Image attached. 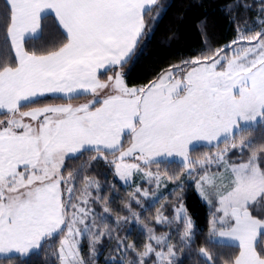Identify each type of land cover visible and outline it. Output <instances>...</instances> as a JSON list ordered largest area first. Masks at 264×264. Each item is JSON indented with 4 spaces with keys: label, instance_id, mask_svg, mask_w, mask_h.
<instances>
[{
    "label": "snow or ice",
    "instance_id": "6c2138e0",
    "mask_svg": "<svg viewBox=\"0 0 264 264\" xmlns=\"http://www.w3.org/2000/svg\"><path fill=\"white\" fill-rule=\"evenodd\" d=\"M233 7L253 5L238 0ZM255 7L259 31L237 26L229 45L172 65L146 86L128 87L118 68L154 29L163 14L159 0H0V264H26L21 258L57 236L59 264H89L99 255L97 244L111 237L92 207L105 200L90 191L99 192L100 184L85 178L77 189L80 171L65 174L66 161L85 152L110 165L119 180L142 174L157 189L160 166L178 164L210 207L206 243L226 241L238 250L223 264H264V142L253 137L264 138V0ZM49 18L61 37L55 43L44 35ZM81 96L91 99L32 107ZM204 148L216 151L193 159ZM152 165L156 172L148 170ZM176 188L183 191V183ZM137 194L149 197L137 186V204ZM152 197V207L164 199ZM109 212L105 204L103 213ZM155 220L182 226L181 244L190 245L195 224L183 204L171 218L158 209ZM144 228L143 251L117 238L119 255L108 257L109 264H179L171 233ZM198 255L202 264L220 259L206 247Z\"/></svg>",
    "mask_w": 264,
    "mask_h": 264
},
{
    "label": "trees",
    "instance_id": "16d2710c",
    "mask_svg": "<svg viewBox=\"0 0 264 264\" xmlns=\"http://www.w3.org/2000/svg\"><path fill=\"white\" fill-rule=\"evenodd\" d=\"M237 2L238 0H159L163 14L154 29L151 30L150 35L141 40L133 59L121 69L126 84L128 86H145L156 80L162 72L172 65H178L184 60L209 54L211 51L229 45L237 38V26L241 30L259 31L258 12L255 7L259 0H239L242 4L253 5L248 10L243 7H233ZM156 11L154 8L146 20L150 21L151 16L155 15ZM44 24L45 37L51 38L54 43L60 41L61 37L56 32L54 20L49 18ZM27 46L31 48V42ZM106 76H101V79ZM55 101L60 100L49 98L32 106ZM253 137L256 138L257 143L264 142V138H261L259 132H254ZM127 144V140H125V146ZM224 147V144L220 145L221 149ZM210 151H216V149H199L191 155L193 159H199L204 153ZM93 155L95 153L85 152L78 159L67 160L68 168L65 172L80 171L76 182L77 189H79L84 177L89 176L98 181L100 184L98 194L105 198L101 205L104 207L106 204L110 209V214L106 217H101L97 213V224L102 226L106 223L111 229V237L105 236L97 244L99 255L95 260L89 259L88 240L83 239L82 241V254L86 259H89V264H109L108 257L118 256L119 253L116 251L117 238L127 244H134L137 251H143V246L148 241L146 231L139 228L129 217H127V223L123 222L121 218L130 214L125 205H131V212L138 214L140 221L152 227L155 233H171V242L177 247L179 264H202L203 258L198 255V250L201 247L208 248L214 256L220 257L218 264H223V260L228 259L238 251L229 247L226 242L206 243L211 219L210 207L202 202L195 182L186 178L183 169L178 164L172 165L170 168L164 165L160 166V174L166 183L163 188V190L165 189L164 199L152 207V201L149 198L141 197L140 204L132 199L134 185L138 184L144 187L146 185L144 180L135 183H123L115 178L110 165L104 161L91 160ZM231 158L236 159L235 153L232 154ZM81 165H84L82 169ZM151 168L157 171L155 165H152ZM177 174L179 175L178 180L168 179L169 176ZM180 183H183V191L176 188V185ZM147 188L151 190L152 186L147 185ZM181 203L195 224L193 238L190 245L187 246L181 244L178 235V232L182 231V226L177 227L174 224L169 229L166 225L157 224L155 220L158 209L162 210L165 216L171 218L174 216L175 208ZM118 220L120 223H117ZM59 239L60 237L57 236L55 240L46 242L39 252L21 259L26 264H58L53 253L58 248ZM126 255L133 258L135 253L129 249ZM15 264H20V261H16Z\"/></svg>",
    "mask_w": 264,
    "mask_h": 264
},
{
    "label": "rangeland",
    "instance_id": "374dc122",
    "mask_svg": "<svg viewBox=\"0 0 264 264\" xmlns=\"http://www.w3.org/2000/svg\"><path fill=\"white\" fill-rule=\"evenodd\" d=\"M147 85H148V84H147ZM127 86H128V85H127ZM145 86H146V85H145ZM128 87H142V86H128ZM87 100H89V99H87ZM82 103H84V102H81V103H79V104H82ZM32 107H35V106H32ZM127 146H128V144H127ZM127 146H125V147H127ZM129 162H135V161L129 160ZM112 169H113V168H112ZM148 170H150V171H152V172H156V171L153 170L151 167H150ZM113 172H114V169H113ZM65 174H67V173H65ZM113 175L115 176V178H117L116 175H115V172L113 173ZM85 178H87V179H91V180H95V179H93V178H91V177H89V176H88V177H84V179L82 180V183L80 184L79 189H81V188L84 187V184H85ZM117 179H118V178H117ZM118 180H119V179H118ZM141 180H144V181L146 182V185H145L144 187H142L141 185H138V184H137V185H134V189H133V192H132V193H135V189H136L137 186L141 187L142 189H147L148 192H149V197H148V198L152 201V199H153V197H152V193H153V192H156L157 196H159V195H161V194L163 195V193L165 192V189L163 190V188L166 186V183H165V181H164L163 178H162V182H161V184H160V186H159L158 189H157V185H156L154 182L151 183V184L148 183L147 180L143 178V175H142V174H137V175L133 176L132 179L128 181V183H135V182H138V181H141ZM95 181H96V180H95ZM119 181H121V180H119ZM121 182L125 183L124 181H121ZM147 185L152 186V189H151V190L148 189V188H147ZM196 189H197V188H196ZM90 191H91L93 197L99 196V194H98V192L96 191L95 188L90 189ZM77 194L79 195V192H78ZM141 197H143V196H140L139 194H137V199L140 200ZM143 198H145V197H143ZM181 204H182V203H181ZM181 204H180V205H181ZM180 205H179V206H180ZM179 206H178V207H179ZM92 207H93V209L95 210V212L98 213L101 217H106V216H108V215L110 214V212L107 213V214H104V213H103V205H101V202H99V201L96 202L95 204H93ZM132 213H133V212L130 211V214L127 215V216H125V217H129L130 220H132L133 222H135L139 228H141V229H143L144 231H146L145 228H144V225H146V224H144L143 222H141L140 219H139L138 221H136V219H135V217L132 215ZM147 226H148V225H147ZM148 227H150V226H148ZM150 228H152V227H150ZM152 229H153V228H152ZM146 234H147V232H146ZM156 234H157V233H156ZM162 234H163V233H161V234H157V235H162ZM147 243H148V241H147ZM153 243H154V242H153ZM58 246H59V244H58ZM58 264H59V261H58Z\"/></svg>",
    "mask_w": 264,
    "mask_h": 264
},
{
    "label": "crops",
    "instance_id": "0c3cea01",
    "mask_svg": "<svg viewBox=\"0 0 264 264\" xmlns=\"http://www.w3.org/2000/svg\"><path fill=\"white\" fill-rule=\"evenodd\" d=\"M118 70H121V69H118ZM111 74H113V73H109L108 75H111ZM106 79H107V76L104 78V80H106ZM87 99H91V96H81L80 98L74 99L72 101L60 100V101H55V102H47V103H44V104H41V105H37L35 107H42L45 104H60V103H69V102L72 103L73 105H78L81 102H84V103L87 102L88 101ZM22 110L26 111L28 109L25 108V109H22ZM221 242H226V241H221Z\"/></svg>",
    "mask_w": 264,
    "mask_h": 264
}]
</instances>
